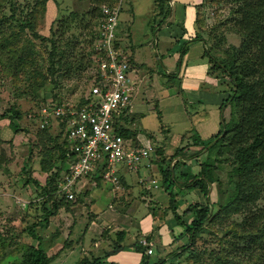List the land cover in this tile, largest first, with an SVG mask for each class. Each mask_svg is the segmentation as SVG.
Listing matches in <instances>:
<instances>
[{"label":"trees","instance_id":"trees-1","mask_svg":"<svg viewBox=\"0 0 264 264\" xmlns=\"http://www.w3.org/2000/svg\"><path fill=\"white\" fill-rule=\"evenodd\" d=\"M46 1L36 0L29 10H25L30 4L21 5L17 0H0V31L6 22H15L18 33L29 31L33 37L49 41L51 46L46 57L48 64L45 73L39 75L33 73L36 58L38 59L34 45L20 47L19 53H15L11 51L10 38L3 33L0 36V66L6 64L11 68L12 62L15 61L11 69L12 84L16 89L21 76L29 77L27 86L28 90L32 91L30 100L34 101V104L25 110L16 102L11 103L8 109L0 113V120L10 114L9 125L13 126L15 132L24 130L26 135L30 132L21 128L18 121L26 116H38L41 107L45 105L43 96H39L40 89L49 88L52 101L60 104L58 92L62 87V80L69 78L73 73L79 76L86 70H93L92 74L88 75V89L98 75L93 39L81 41L71 32L73 26L88 28V22L84 19L79 17L75 20L78 23L68 24L66 18L61 20V17L57 20V28L52 31L53 38L37 31V16L45 7ZM89 1L92 6L88 13L99 16V25L102 21L101 5L112 7L119 0ZM215 1L219 4L222 0H202L195 6L193 39H200L207 45L204 47V57L208 61L207 73L214 78H223V83L230 84L228 96L221 106L229 107L233 122L227 128L222 121L223 127L220 126L219 131L205 141L195 129L187 131L181 136L179 145L171 154H167L163 147L151 144L154 157H149L148 160L158 166L161 184L168 194V204L163 214H171L177 224L184 228L181 234L184 241L169 252L166 258L150 259L146 253L148 245L141 244L136 237L131 242V248L142 253L141 264H264V0H228L231 4L228 17L218 23L226 27L213 35V27H205L204 9L206 4ZM5 4L9 6V15L3 13ZM169 7L168 0H153L149 21L151 31L166 22ZM70 15L72 20L78 17L74 12ZM181 28L184 32V24ZM123 33L117 29L116 48L123 49ZM95 34L97 37V30ZM228 34H232L233 42H227ZM179 40L182 49L186 40ZM123 52L130 65L135 66L128 52ZM19 89L20 94L26 92ZM88 102L86 93H82L74 107L82 108ZM183 102L188 104L186 100ZM136 115L125 109L116 117L115 124L119 126L123 138L130 139L132 145L139 146L137 131L126 127L128 122L134 121ZM51 121L49 119L48 123ZM53 121L59 129L56 134L50 132L49 125H45L32 135L34 139L28 145L30 154L20 169L19 178L23 187L28 186L31 189V198L24 209L17 208L13 212V215L17 213L21 222L18 229L14 224L6 223L0 228V264H50L71 243L66 238L58 251L47 254L40 243L33 245L20 240L23 233L36 239L37 228H47L63 211L67 212L66 214L73 212L87 193L86 189L77 188L76 184L73 195L77 196L72 199L59 192L58 184L68 173L67 163L72 153L64 136L65 118H55ZM190 147L198 149L191 151ZM201 155H205L206 159L202 160ZM36 159L37 168L34 164ZM35 170L45 174L44 181L34 176ZM99 171L96 175L88 176L95 184L105 180L101 169ZM218 173H224L225 177H219ZM120 179L123 177L120 176ZM212 184L214 189L208 192ZM175 187L198 195L192 198V202L182 213L177 211L180 194L174 192ZM150 210L153 220L157 221L153 209ZM88 213L89 222L86 229L95 220V214ZM162 220L159 219L160 222H163ZM213 225L218 228H213ZM70 227L69 236L74 225L71 224ZM127 235L126 229L112 228L110 224H106L101 226L100 234L94 240L107 242L110 249L105 251V256H108L109 253L128 246ZM206 235L214 236L217 249L207 246ZM37 239L41 241L40 237ZM149 239L145 238L147 242ZM94 242L90 244V248ZM90 248L86 251L88 256H83L75 264L100 262L98 257L92 256ZM9 257H13L11 261L3 263Z\"/></svg>","mask_w":264,"mask_h":264},{"label":"rangeland","instance_id":"rangeland-1","mask_svg":"<svg viewBox=\"0 0 264 264\" xmlns=\"http://www.w3.org/2000/svg\"><path fill=\"white\" fill-rule=\"evenodd\" d=\"M36 0H17V2L21 3V5H29L25 10H29L31 5L34 4ZM121 1V10L119 14V25L121 29H124L125 31L131 26L132 16L136 14L135 9L139 11L140 5L137 2L142 3V6L145 4L146 0H120ZM202 1V0H201ZM119 2V1H118ZM153 2V0L151 1ZM169 2V0H168ZM199 0H172V3L170 7L173 9L174 17L176 16V12L178 8L185 7L186 10L188 8H192L193 5H197ZM149 3V2H148ZM201 3V2H199ZM198 3V4H199ZM92 4H90L89 0H47L45 7L42 8L37 16V23L36 28L37 31L42 34L49 36L53 38L54 35H52V31L57 28V25L59 24L57 22L58 19L61 20L66 18V21L68 24L71 23H78L77 20L79 17L84 19L85 22H88V28L81 29L78 26H73L71 32L74 33L75 37L82 40H88L93 39V50L95 52V42H96V30L98 31V21H100L99 16L97 15H91L88 13L90 10ZM231 4L228 2V0H222L219 4L215 1L212 2V4H206L204 9V19H205V27L206 29L212 28L213 29V35H216L224 30L226 25L218 24L222 22L225 17H228L229 14V7ZM146 7V5H144ZM143 7V8H144ZM133 10V13H132ZM2 11V10H1ZM0 11V12H1ZM26 12V11H25ZM28 12V11H27ZM77 13L78 17H75L74 20L71 18V13ZM170 12V8H169ZM168 12V14H169ZM188 12V10H187ZM3 13L6 15L10 14V9L8 4H5V7L3 8ZM128 13L127 18L125 19V14ZM149 16V17H148ZM171 17V21L174 22L173 26L174 28L171 30V34H175L177 31H183L180 25H177L175 23V18ZM137 18L136 27L138 29H142L146 26H149V21L151 16L150 15H140L138 18L137 15H135ZM131 18V19H130ZM147 18V19H146ZM167 18V17H166ZM124 19V20H122ZM60 20V21H61ZM181 25L182 20H181ZM60 26V25H59ZM52 27V30L50 28ZM164 30L166 28H163ZM162 29V30H163ZM2 31H0V36L2 33L9 37L11 40V51L15 53H19L20 47H29L33 46L36 50V55H38V59L36 58V66L33 68V73L36 74H44L48 61L46 60L47 53L50 50V42L49 41H41L40 38H35L31 35L29 31L18 33V27L15 22H6L5 25L1 28ZM161 30V31H162ZM163 30V31H164ZM163 33L160 32L158 34L159 39L162 38ZM93 36V38H92ZM177 36L179 38H182L183 40V34L179 33ZM204 36H206V32L204 33ZM227 42H233V36L232 34H228ZM125 38V37H124ZM132 42L135 44L136 41L132 40ZM210 43V42H209ZM186 44H188L186 42ZM195 46L198 49L202 50L201 57H204V48L202 42L199 40L196 41ZM157 49L153 51V57L150 61L144 62L145 68H142L140 73H144L146 75V79L142 81L141 76L137 79H135V83L137 85L136 91H133L132 98L133 102L131 104V110L132 106H134V111H137L138 113H134L135 119L133 122L134 125H128L130 128L138 129V139L140 140V143L143 145H147L148 143L152 144L153 146H161L163 147L164 151L169 152V154L173 153L176 146L179 145L181 136L186 133L187 131H195V121L193 115L195 114L194 111L199 108L198 105H194L192 103L186 104L183 102V100L188 101L186 98V94H182L181 92V83H180V77L177 79L176 73L175 75H165V73H173L169 71H173L175 69L174 61L180 62L182 67L185 64V62L193 58V53L189 52L188 49L183 54L180 53L181 49V41H177L176 44H174V47L172 49V52H175L176 58H173V64L170 67V65L167 63L163 64L161 62V59L164 57L163 54V43L160 41L156 47ZM89 48H86L88 50ZM91 49V48H90ZM92 50V49H91ZM158 51V52H156ZM194 51V50H192ZM159 53V54H157ZM181 54V56L179 55ZM195 54H197L195 52ZM37 57V56H36ZM204 59L207 61V58L204 57ZM208 62V61H207ZM15 61L12 62L11 68L8 67L6 64L0 66V113L4 112L6 109H8L11 105V103L16 102L17 105L20 106L23 110L29 108L34 104V101H31L32 98V91L28 90V83L30 82L29 77L27 76H21V81H17L16 89L12 84V77L13 73H11V69L14 66ZM208 64V63H207ZM164 68H168V71H165ZM178 70V69H177ZM138 71V69H137ZM151 73L152 71L154 74H150L151 76H148V73ZM155 71H159L161 75H158ZM93 70H86L83 74L77 75L72 74L69 78H65L62 80V87L58 92V102L61 101V103H77L79 100V97L82 93H87L88 89V75L92 74ZM211 76V75H209ZM152 78L153 80H151ZM179 82V84H178ZM142 83V84H141ZM225 86H222L224 89L230 88V84L225 83ZM144 86V88H143ZM19 88L22 90H25V93H18ZM219 88H213L212 90H216ZM221 89V88H219ZM49 88L40 89L39 90V96L44 98V104L54 105L56 101H52V93L49 91ZM57 91V90H55ZM18 93V94H17ZM39 97V98H40ZM138 104V105H137ZM181 106L183 107V110L181 111ZM221 108V105L218 106ZM159 111V113H158ZM220 111L217 109V113ZM141 113H143L141 115ZM140 114V115H139ZM9 116L10 114H7V116L0 120V138L2 141H0V228L3 227L6 224H14L16 228L18 229V226L20 225L19 217L16 214L13 215V212L16 211L17 208L24 209L26 207V204L28 200L31 198V189H29L28 186H22V180L19 178V172L20 169L25 165V159L28 158L30 152L28 149V145L30 144V141H32L34 138L32 135H34L36 132L41 129L39 126L38 116H26L23 117L21 120L18 121V124L21 128L28 130L30 132L29 135L25 134L24 130H19L18 132H15L13 130V126L9 125ZM232 116L230 114V111L223 112L222 115V121H224L225 126L228 128L231 126L233 119H231ZM52 121L49 122L47 125H49V130L52 134H56L58 132L57 124L54 120V118H50ZM221 121V122H222ZM221 127L223 125L221 124ZM195 129V130H194ZM151 134L152 137H147L146 134ZM137 138V137H136ZM202 139V138H201ZM203 140V139H202ZM205 141V140H203ZM196 149H192L191 151H195ZM13 155V156H12ZM12 156V157H11ZM202 156V155H201ZM11 157V158H10ZM206 159V156H202L201 158ZM35 167H38L37 159ZM149 163L148 158L143 159L139 165L138 169H127L126 166H119L118 172L126 174V176L131 177L132 179L138 178L137 170L140 171V173L144 176L142 179H144L143 184L144 186L149 187L151 193L155 198L159 201L161 205L168 204V194L164 190V187L161 184V176H159V180H157L158 188H154V183L152 182L151 177L147 173L148 168L146 165ZM219 177L224 178V173H218ZM34 176L37 177L40 181H44L45 174L40 173L39 171L35 170ZM135 180V179H134ZM112 183L109 180H102L100 183L99 188L90 189L89 196H84L82 199V202L78 204V206L71 212L70 214H66L67 212L63 211L59 214L58 217H56L53 221V224L56 227H59L62 229L60 233L62 235H55L54 232L51 231L48 227L46 229L37 228V233L43 235V237H46V240L44 242V248L47 250V252L53 254L57 251L60 246L64 243V239L68 238L71 243L68 248H66L63 252L60 253V255L57 258H54L53 261L50 264H74L80 257L84 255V250L87 249L89 244L92 243L93 238H97L98 236L95 235V232L93 228L95 227L96 222L91 223V225L86 229V226L89 222V213L93 212L96 214H100V211L103 208H107V204L109 201H112L111 197H108V192H110V187ZM114 187V186H113ZM79 188V187H77ZM76 188V189H77ZM136 189V188H135ZM214 189V185L209 186V191L211 192ZM179 192L180 196L178 198L177 203V211L179 213H182V210L185 208L186 202H189V194L187 190L185 189H179L178 187H175L174 192ZM79 193V192H78ZM194 194V192H192ZM110 195V194H109ZM195 195V194H194ZM77 195H74L76 197ZM99 197V198H97ZM95 203H89L90 200L96 199ZM193 198V197H192ZM194 199V198H193ZM134 213V220L138 222L139 224L146 225L147 222L145 220L149 219L148 210L144 202L139 201L138 203H134L133 206ZM67 218H69L70 224L67 222ZM187 220V219H186ZM141 221V222H140ZM153 221V220H152ZM188 221V220H187ZM6 223V224H5ZM74 225L73 230H71L70 236L69 231L71 227L70 225ZM98 227H100L97 224ZM105 226V225H103ZM155 222L153 221V227L152 230H154ZM213 228H218V226H214ZM86 229V230H85ZM135 232V231H134ZM133 234V231H130V234L128 233L126 242L130 241V237ZM60 238V244L55 240V238ZM42 239V238H41ZM20 240L27 243V244H37V240L35 238H32L29 234L23 233L20 237ZM215 238L213 235H206V244L210 249H217V245L214 242ZM43 241V240H42ZM85 245V249L83 250V244ZM97 242V241H96ZM176 248V247H175ZM175 248L171 249L173 251ZM165 256V255H164ZM161 256L160 250L155 248V253L151 256L152 258H158V257H164ZM104 261L99 262L98 264H110L105 262V259L107 260L108 256H105ZM13 257H9L4 260L3 263H8L11 261ZM168 264V263H165Z\"/></svg>","mask_w":264,"mask_h":264},{"label":"crops","instance_id":"crops-1","mask_svg":"<svg viewBox=\"0 0 264 264\" xmlns=\"http://www.w3.org/2000/svg\"><path fill=\"white\" fill-rule=\"evenodd\" d=\"M151 1L152 0L145 1L144 5H146V7H144V5L142 6L141 1L140 2L136 1L140 5L139 11L135 9V12H136L135 15H137L138 18L140 17V15L142 16L150 15L151 16L152 10H153V2ZM199 2H201V0H199ZM195 6L196 5H193L191 9L188 8L187 9L188 12L185 7L178 8L175 17L173 16L174 12L172 9L171 15L169 16L167 15L168 17L166 19V22L160 27H157L154 31H151L150 27L146 26V24L143 30L138 29L136 27L137 18L135 17V15L131 17L132 24L128 28V30L125 31L124 29H121L120 27H118L117 29H118V32L120 31L124 32L121 35L122 37L121 40L123 41L121 43V46L123 47L124 50H126V52H128V55L131 56L133 62L135 63L134 67L138 69L137 78L141 76L142 81L146 79V75L144 73H140V71L142 68H145L144 62L146 63L147 61H150L152 59L153 51L157 49L156 47L158 43L162 41L163 49H164L163 50L164 57L161 59V62H163V64L165 63L166 64L168 63L169 65L171 64L170 65L171 67L173 64V61H170V60H173V58H176V54L175 52H172V49L174 47V44L177 43V41L178 42L181 41L179 40V36L177 35L179 33L184 35L183 40H186L188 44L186 43L184 44L183 46L184 48L180 49L182 50L180 51V53L182 52L184 54L186 50L188 49L189 50L188 53L189 52L193 53L194 57L188 59L183 65V67L181 64V60L180 62H176L175 60L174 61L175 69L173 71H169L173 73H167V74L165 73V75L171 76V75H175L176 73V75H178L176 77H180L181 92H183L182 94H186V98L188 99V102L192 103L193 106L194 105L199 106V108L194 111L195 114L193 115L194 117L193 119L195 121L196 131L198 132V134L203 140H206L211 135L219 131L220 126H221L223 112L225 111L228 112L229 110L228 106H221V108H219L218 106H220L221 103L224 101V99L228 96V92L230 88L228 89L222 88V86H225L224 85L225 83H223L225 79L223 78L218 79V78H214L213 76H209V74L207 73V68H208L207 61L204 59L203 56L201 57L202 50L198 49L195 46V43L197 41V39H193L194 34H195L194 24H193ZM132 13H133V10H132ZM125 15H126L125 16V19H126L128 16V13ZM172 16L173 18H175V23L177 25H180V27H181L180 23L182 20L184 27H185L184 32L180 30V31H177L175 34H171V30L174 28L173 26H175L173 24L174 22L171 21ZM163 28H166V29L164 30ZM160 32L163 33L162 34L163 36L162 38L160 37L159 39L158 34ZM132 40H135L136 43L134 44ZM199 41L202 42L203 48L207 46L204 43V41L200 39ZM195 52L197 54H195ZM164 70L168 71V68H164ZM155 72L158 75H161L159 71H155ZM147 73H148V76H151L150 75L151 73L154 74L153 71L151 73L149 72ZM150 79L153 80L152 78ZM218 86L221 89L218 88L217 91L212 90V87L216 88ZM136 87L134 91H136ZM133 101H134L133 98H131V104L134 103ZM133 108L134 106H132V110H130L129 113H133V114L138 113L137 111H134ZM217 109L220 110L218 111V113H217ZM182 110H183V107L181 106V111ZM142 114L143 113H141V115ZM134 123L135 122H132V123L128 122L126 124V127L130 128L128 125L133 126ZM130 129H134V128H130ZM134 130L137 131L136 137L138 139L137 135L139 131L138 129H134ZM146 134L148 135L147 137L149 138L152 137V135H149L148 132ZM190 148L198 149L197 147H190ZM166 153L169 154V152L167 151ZM146 167L148 168L147 173L150 176L151 175L153 176L151 177V179L156 180V181L159 180L160 177L157 176V174H159L158 166L154 163H151V161H149ZM136 172L138 174V178L137 179L134 178L135 180L132 179L131 177L129 178V176H126V174L119 173V175L123 177V179L119 180L120 181L119 188H115L113 187V184H111L112 186L110 187V192H108L107 198L111 197L112 201L108 202L107 208H103L100 211V214L94 213L95 220L93 222H96L94 223L96 225L93 228V230L95 232V235L97 236H99L100 234L101 226L106 225V224H110L112 228L126 229L129 234H130V231H133V234L130 237L131 240L126 242V245L128 246L125 249L119 250L117 252L109 253L107 260L105 259V262L110 263V264H141L142 253H139L131 248L132 246L131 242H133L136 239V237H138V240L144 239L146 237L150 238L149 239V242L151 244L150 246L153 249V252L149 254L150 259H152L151 256L155 253V248L160 250L161 256L165 255L163 258H166V255L170 252L171 249L175 247L177 248L184 241V237H181V234L184 228L177 224L176 220L173 218L171 214L164 216L163 211H164V208L167 206V204L161 205L159 203V201L151 193L149 187L144 186L143 184L144 179H142V177L144 176L140 173L139 170H137ZM100 183L101 181L98 184H95L94 181H91L89 178H84V179H80L76 185L81 189L82 188L84 190L86 189L87 193L84 196H89L90 189L99 188ZM158 187H154V188H158ZM187 192L189 194L190 201L186 202L185 208L189 203L192 202V197L193 198L198 197V195L195 196L192 193V191H187ZM97 198L90 200L89 203H95ZM139 201L144 202L148 210L147 214H149L148 215L149 219L145 220V222H147L146 225L141 224L142 223L141 221H140L141 223L139 224L133 219L135 217L134 216L135 212L133 211L132 206L135 202L138 203ZM150 209H153L154 213L156 214V217L158 219L157 221L153 220L150 214V211H151ZM160 218L163 219L162 220L163 222L159 221ZM66 220L68 224H70L69 218H67ZM152 220L155 222V225H156V228L154 227V230H152V227H153ZM97 224L100 227H98ZM48 228L51 229V231L54 232L55 235H57L58 232H59L58 235H62V233H60L62 229H60L59 227H56L53 224V221L48 225ZM42 229H46V228H42ZM37 234H38L37 237L42 238L41 241H39L36 237V240L38 241L37 243H40V246L43 249H45L44 242L46 240V237H43V235L39 233ZM60 238L61 237L55 238V240L59 244H60ZM94 239L96 238L92 239V242L95 241L93 247H91L92 256L98 257L100 259V262H102L104 261V258H106L105 251H108L110 249V246H108L107 242L100 243V241L96 242V240ZM82 246L84 250L85 245L83 244ZM88 247L87 249L90 248ZM60 248H58L57 251ZM87 249L84 250L83 256H88V254H86ZM47 254H51V253L47 252ZM57 257L58 255L56 256V258ZM158 258H162V257H158Z\"/></svg>","mask_w":264,"mask_h":264},{"label":"built area","instance_id":"built-area-1","mask_svg":"<svg viewBox=\"0 0 264 264\" xmlns=\"http://www.w3.org/2000/svg\"><path fill=\"white\" fill-rule=\"evenodd\" d=\"M120 9V1L112 7L107 4L100 7L102 21L95 42L98 75L86 93L89 102L79 109L74 107L76 103L45 104L38 114L41 128L50 118H65L64 136L72 156L67 163L68 173L58 186L59 192L68 199L74 197L73 188L80 179L100 173L99 169L105 180L119 188V166L138 169L143 159L154 157L150 143L132 145L130 139L121 136L119 126L115 124L116 117L125 109L131 110L137 78V69L128 62L124 49L115 47ZM152 182L158 187L156 180ZM140 242L148 244L147 254L153 252L145 239Z\"/></svg>","mask_w":264,"mask_h":264},{"label":"water","instance_id":"water-1","mask_svg":"<svg viewBox=\"0 0 264 264\" xmlns=\"http://www.w3.org/2000/svg\"><path fill=\"white\" fill-rule=\"evenodd\" d=\"M171 3H172V0H169V4H170V5H171ZM169 8H170V12H169L168 16L171 15V11H172V8H171V7H169ZM168 16H167V17H168ZM166 19H167V18H166Z\"/></svg>","mask_w":264,"mask_h":264},{"label":"clouds","instance_id":"clouds-1","mask_svg":"<svg viewBox=\"0 0 264 264\" xmlns=\"http://www.w3.org/2000/svg\"><path fill=\"white\" fill-rule=\"evenodd\" d=\"M120 1V0H119ZM120 4H121V1H120ZM121 10V9H120ZM119 23V22H118ZM118 28V27H117ZM145 239V238H144ZM141 239H139V241H140ZM147 243H150V242H147ZM148 245V244H147ZM148 247V246H147ZM149 255V254H148Z\"/></svg>","mask_w":264,"mask_h":264}]
</instances>
